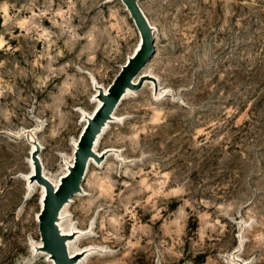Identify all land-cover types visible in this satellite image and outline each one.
<instances>
[{"label":"rangeland","instance_id":"374dc122","mask_svg":"<svg viewBox=\"0 0 264 264\" xmlns=\"http://www.w3.org/2000/svg\"><path fill=\"white\" fill-rule=\"evenodd\" d=\"M137 1L155 80L117 104L65 208L77 262L264 264V0ZM139 39L121 0H0V264H50L33 156L57 182Z\"/></svg>","mask_w":264,"mask_h":264},{"label":"water","instance_id":"95a60500","mask_svg":"<svg viewBox=\"0 0 264 264\" xmlns=\"http://www.w3.org/2000/svg\"><path fill=\"white\" fill-rule=\"evenodd\" d=\"M129 11L131 18L140 35V43L134 50L133 54L128 56L126 62L120 67L119 72L115 75L112 82L107 86L106 91L100 85H94L97 90L94 97L101 101V104L95 108L91 117H87L85 127L80 132L76 148L73 152V161L69 166L68 172L59 176L55 184L43 175L39 162L36 161L35 178L36 181L44 187V194L41 198V207L36 219L42 246L38 247L41 251L47 253L54 261V264H75L78 256H70L66 239L68 236L63 235L59 230L57 221L59 213L64 205L70 202V199L82 191L81 182L85 176L90 158L101 160V155H97L93 146L97 135L101 132L106 122L111 119L117 104L125 94L126 90L138 89L141 87L144 78L141 76L134 82L141 70L146 66L148 61L155 53V37L153 28L143 13L137 0H121ZM155 80L153 77L151 78ZM39 145L36 143V149Z\"/></svg>","mask_w":264,"mask_h":264},{"label":"bare ground","instance_id":"6f19581e","mask_svg":"<svg viewBox=\"0 0 264 264\" xmlns=\"http://www.w3.org/2000/svg\"><path fill=\"white\" fill-rule=\"evenodd\" d=\"M125 6V5H124ZM126 8V7H125ZM128 11V10H127ZM129 12V11H128ZM150 24V23H149ZM151 25V24H150ZM152 28H153V33H155V28L152 26ZM139 43H140V39H139V41H138V44H137V46H136V48L138 47V45H139ZM135 48V49H136ZM133 54V53H132ZM146 67H144L142 70H141V72L145 69ZM140 72V73H141ZM140 73H139V75H140ZM139 75L134 79V82H136L137 81V79H138V77H139ZM146 77V76H145ZM95 84V83H94ZM97 84V83H96ZM95 84V85H96ZM98 85V84H97ZM105 91H106V89H104ZM94 92H95V94H96V92H97V90H94ZM129 93H131V89H127L126 90V92H125V94L123 95V97L121 98V100H123ZM154 94H156V92L154 93ZM95 96V95H94ZM121 100L119 101L120 103H121ZM94 102L96 103V107L95 108H97L100 104H101V101L99 100V99H96V97H94ZM119 105V104H118ZM95 110V109H94ZM115 112V111H114ZM112 113V116H111V119H109L107 122H106V124L103 126V128H102V130H101V132L97 135V138H96V140H95V142H94V146H93V149H94V151L96 152V146H97V143L99 142V139H101V137H102V135H103V133L106 131V129L109 127V123L110 122H112L113 120H114V114L115 113ZM92 114H93V112L91 113V114H88V113H83V128L85 127V124H86V122H87V117H91L92 116ZM76 145H77V141L76 142H74V144H73V148L75 149L76 148ZM32 148H33V150H35V144L32 146ZM97 153V152H96ZM97 155H100V154H98L97 153ZM33 158H34V156H33ZM35 159V158H34ZM36 161H37V159H36ZM73 161V160H72ZM72 161L71 162H69L68 164H67V168H65V170H64V172L66 173V172H68V169H69V166L68 165H71L72 164ZM95 161H96V159L95 158H90V160H89V163H88V166H87V169H88V167H89V165L91 164V163H95ZM35 162V161H34ZM32 167V166H31ZM35 168H36V166H35ZM86 172H87V170H86ZM86 172H85V174H86ZM64 173V174H65ZM44 175V174H43ZM63 175V174H62ZM32 177H34L35 178V176H36V174H33L32 173V175H31ZM45 176V175H44ZM85 177V176H84ZM48 179H50V178H48ZM59 179V178H58ZM58 179H57V182H58ZM51 180V179H50ZM53 183H57L56 181H53V180H51ZM38 183V182H37ZM39 184V183H38ZM39 187L41 188V197H40V199H39V203H40V207H41V198H42V196H43V194H44V187L42 186V185H40L39 184ZM81 193V191L80 192H77L75 195H79ZM74 195V196H75ZM73 198V197H72ZM70 201H71V199H70ZM69 204V202L68 203H66L65 205H64V207L62 208V210L60 211V213H59V220L57 221V225L59 226V230L61 231V233L63 234V235H66V236H68L67 237V239H66V245H67V249H68V252H69V254H70V256H72V255H74V256H78V255H80V254H82V252H79V251H73L71 248H72V246L73 245H75L77 242L76 241H71L72 239H70V237L71 236H73L76 232L75 231H72V229L71 228H65L64 227V225H63V220L65 219V217H66V215H65V208H67V205ZM38 245V244H37ZM43 244H42V241L41 242H39V245H38V247H41ZM43 252V251H42ZM45 253V252H44ZM47 254V253H46ZM45 254V255H46ZM46 258H47V260L49 261V263L50 264H54V261L53 260H51L50 259V257L48 256V254L46 255ZM81 261V260H80ZM81 262H76L75 264H80Z\"/></svg>","mask_w":264,"mask_h":264}]
</instances>
